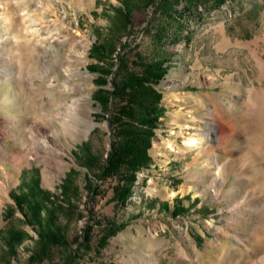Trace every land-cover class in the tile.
I'll list each match as a JSON object with an SVG mask.
<instances>
[{"label": "rangeland", "instance_id": "rangeland-1", "mask_svg": "<svg viewBox=\"0 0 264 264\" xmlns=\"http://www.w3.org/2000/svg\"><path fill=\"white\" fill-rule=\"evenodd\" d=\"M148 69L164 115L118 200L115 84ZM256 119L264 0H0V264L264 262Z\"/></svg>", "mask_w": 264, "mask_h": 264}, {"label": "trees", "instance_id": "trees-1", "mask_svg": "<svg viewBox=\"0 0 264 264\" xmlns=\"http://www.w3.org/2000/svg\"><path fill=\"white\" fill-rule=\"evenodd\" d=\"M150 71L148 69V72ZM159 76L157 71L152 70L146 75L128 77L115 84L118 93L124 95L130 91L134 98V101L120 106L112 118H109L113 141L102 176L107 172L108 175L118 177L119 183L114 189V196L118 200L123 198V191L132 185L135 175L151 160L149 149L152 145L153 129L157 127L164 112L156 109V105L161 100V96L156 91L153 92L155 98L151 101L152 104L144 103L140 96L142 94L149 96L151 89L148 86L152 78L156 80Z\"/></svg>", "mask_w": 264, "mask_h": 264}, {"label": "bare ground", "instance_id": "bare-ground-1", "mask_svg": "<svg viewBox=\"0 0 264 264\" xmlns=\"http://www.w3.org/2000/svg\"><path fill=\"white\" fill-rule=\"evenodd\" d=\"M255 129H254V134H252L254 137H255V145L258 149L259 152H257V156H256V161H257V167L253 166L251 167V169L249 168H244L243 170L246 171V173H250V174H262L264 175V119L261 120V119H256L254 121V126H253ZM240 132V131H239ZM252 132V131H251ZM236 133V132H234ZM189 142L190 144H196L198 142V139L197 137H192V138H189ZM238 152V151H237ZM249 154V153H248ZM244 155V154H243ZM245 157V156H244ZM238 161V160H237ZM240 161V160H239ZM246 161V160H245ZM242 162V161H241ZM246 162H249V161H246ZM238 163V162H237ZM245 164V163H244ZM219 166V165H218ZM221 166V165H220ZM219 166V170H221V167ZM239 166V165H238ZM247 167V166H246ZM243 168V167H242ZM224 169V168H223ZM241 175V174H240ZM250 179H252L250 177ZM260 190V189H258ZM262 190V189H261ZM261 192V191H260ZM257 192H255V189L254 190H251L250 191V194L248 196V198H245L243 201H249L247 199H252V197H254V195L256 194ZM263 194V193H262ZM252 202V201H251ZM246 205V204H245ZM264 206V204H263ZM262 208V207H261ZM263 215H264V207H263ZM264 217V216H263ZM254 237H255V241H259V242H262L264 243V220L261 224L258 225V228H257V231L255 232L254 234ZM263 258H260V259H257L255 260L252 264H263Z\"/></svg>", "mask_w": 264, "mask_h": 264}]
</instances>
